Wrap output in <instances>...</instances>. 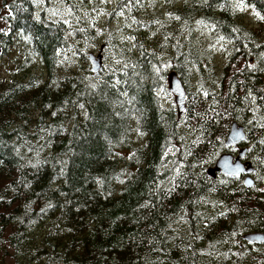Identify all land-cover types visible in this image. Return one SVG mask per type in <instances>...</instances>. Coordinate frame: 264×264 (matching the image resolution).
Returning a JSON list of instances; mask_svg holds the SVG:
<instances>
[{
  "label": "trees",
  "instance_id": "obj_1",
  "mask_svg": "<svg viewBox=\"0 0 264 264\" xmlns=\"http://www.w3.org/2000/svg\"><path fill=\"white\" fill-rule=\"evenodd\" d=\"M0 5V52L15 42L23 50L15 75L0 80L3 255L14 264H264V242L243 240L264 234V0H118L101 26L80 20L71 0ZM88 42L104 54L96 76ZM213 46L220 68L209 63ZM170 71L185 91L180 116ZM233 122L245 132L250 188L243 175H206L234 154L224 146ZM211 200L220 213L206 214Z\"/></svg>",
  "mask_w": 264,
  "mask_h": 264
},
{
  "label": "rangeland",
  "instance_id": "obj_2",
  "mask_svg": "<svg viewBox=\"0 0 264 264\" xmlns=\"http://www.w3.org/2000/svg\"><path fill=\"white\" fill-rule=\"evenodd\" d=\"M74 4L75 9L79 12L80 20H82L85 23H91L95 22L97 26H101L107 18L109 14H111L114 11L116 2L118 0H71ZM159 1V0H158ZM174 2L175 5H181L183 0H169V2ZM157 11L161 12L164 9L163 4H160L158 2L156 4ZM153 10V9H152ZM59 11L62 12V15L67 19L68 18V12H66L65 8H61ZM240 14L244 21L250 25L252 28H258L257 21L255 19V15L252 12V10L248 7L241 8ZM7 15V11L4 7L0 5V32H6V22L3 20V18ZM74 14L72 17L73 19L77 16ZM70 16V15H69ZM62 17V16H61ZM114 17V15H113ZM112 17V18H113ZM113 19H110L109 23ZM88 47L87 49H83L85 55L88 54H94L97 55L99 51L101 52L102 56V63L103 61V52L101 51V47L99 44L92 45L91 43H87ZM23 50H21L20 46L17 45V42L12 43L8 46L7 51L3 54L0 52V80L9 79L11 76H14L15 73L18 70V66L22 63L23 58ZM207 55H209V63L210 65H215L217 67H222L225 62V56L223 55V51L218 48V46L210 47V49L207 52ZM26 62V61H25ZM29 68L35 70L36 72H40L42 70V66L37 59H31L29 62ZM208 73L207 72H200L194 74L192 79V88L198 87V85L204 84L205 79H208ZM169 98L172 100L173 103V97L171 94H169ZM174 105V103H173ZM241 147H244L241 145ZM236 148H234L233 156L237 153ZM224 153V152H223ZM231 154V153H230ZM209 208L207 209L206 214L212 215L213 213H220L222 211L221 206L219 205L218 201H210L208 203ZM15 259H12L10 253H7L6 255H3L0 252V264H14Z\"/></svg>",
  "mask_w": 264,
  "mask_h": 264
},
{
  "label": "water",
  "instance_id": "obj_3",
  "mask_svg": "<svg viewBox=\"0 0 264 264\" xmlns=\"http://www.w3.org/2000/svg\"><path fill=\"white\" fill-rule=\"evenodd\" d=\"M102 51V48H100ZM89 71L93 76H96L102 69V56L101 52L97 55H87ZM167 91L173 97V103L176 109L177 116L184 112L185 104V91L181 85L175 72L170 71L166 79ZM245 139V132L241 125L236 122L231 123L229 132L226 135L224 146L225 147H239ZM246 152V148H239L236 155L230 153H222L216 159L214 164L207 168L206 175L214 178L216 174L224 177H239L243 175V184L246 188L253 185L251 173L254 171L252 165L248 161H242ZM243 240L248 243L260 244L264 242V234L259 232L247 233L243 235Z\"/></svg>",
  "mask_w": 264,
  "mask_h": 264
},
{
  "label": "flooded vegetation",
  "instance_id": "obj_4",
  "mask_svg": "<svg viewBox=\"0 0 264 264\" xmlns=\"http://www.w3.org/2000/svg\"><path fill=\"white\" fill-rule=\"evenodd\" d=\"M240 148V147H239ZM238 147L236 149H239ZM238 151V150H237Z\"/></svg>",
  "mask_w": 264,
  "mask_h": 264
},
{
  "label": "bare ground",
  "instance_id": "obj_5",
  "mask_svg": "<svg viewBox=\"0 0 264 264\" xmlns=\"http://www.w3.org/2000/svg\"><path fill=\"white\" fill-rule=\"evenodd\" d=\"M245 82V81H244Z\"/></svg>",
  "mask_w": 264,
  "mask_h": 264
}]
</instances>
